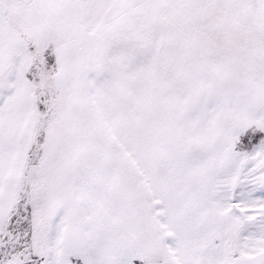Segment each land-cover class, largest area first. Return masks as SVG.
<instances>
[{
	"label": "snow or ice",
	"instance_id": "obj_1",
	"mask_svg": "<svg viewBox=\"0 0 264 264\" xmlns=\"http://www.w3.org/2000/svg\"><path fill=\"white\" fill-rule=\"evenodd\" d=\"M0 264H264V0H0Z\"/></svg>",
	"mask_w": 264,
	"mask_h": 264
}]
</instances>
